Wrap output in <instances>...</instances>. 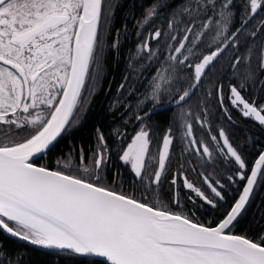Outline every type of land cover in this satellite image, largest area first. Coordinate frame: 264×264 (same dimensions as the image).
I'll use <instances>...</instances> for the list:
<instances>
[{
    "label": "snow or ice",
    "instance_id": "6c2138e0",
    "mask_svg": "<svg viewBox=\"0 0 264 264\" xmlns=\"http://www.w3.org/2000/svg\"><path fill=\"white\" fill-rule=\"evenodd\" d=\"M241 7L237 19L235 0H155L145 6L137 21L140 29L168 18L166 28L149 33L129 59L132 70V61L144 55L148 62L159 65L150 73V93L140 101L153 107L138 114L137 121L156 110L163 94L173 95L172 86L180 79L191 85L176 89L177 98L171 103L185 104L231 50L235 54L230 58L232 76L239 83L229 85L227 99L243 118L264 128V104L243 95L250 84L255 87L258 82L257 92L264 89V79H260L264 73V17L252 23L264 12V0H242ZM113 14L111 4L105 13V0H0V233L52 256L82 258L85 264H264V234L251 239L233 232L257 187L264 186V150L258 149V156L249 162L244 146L234 144L223 127L218 136L210 138L218 154L233 166L234 174L223 182L191 167L189 161L191 170L201 177L202 187L187 179L183 163L169 181L175 189L173 205L182 208L178 183L182 178L184 189L212 210L226 203L228 184L242 183L238 198L224 208L215 226L197 222L190 212L173 211L159 198L175 144L171 128L155 150L143 123L126 147L125 137L118 130L114 133L121 143L119 161L130 166L140 198L112 186L119 183L123 187L118 170L112 185L106 182L113 150L99 128L90 157L86 158L81 147L73 148L67 160L58 158L54 170L33 162L55 148L85 110L102 70L98 56L102 19L107 24ZM117 46L115 41L112 47ZM257 47L259 58L253 68L249 61ZM165 48L170 50L167 54ZM242 49L246 51L240 54ZM242 63L245 67L240 72ZM181 69L186 76H179ZM124 87L122 82L118 93ZM208 88L211 91L206 95L217 99L224 117L232 123L231 112L224 105L223 84L214 87V82L209 83ZM178 119L185 129L183 152L211 160L213 150L195 138L183 110ZM195 123L204 127L207 115L203 119L197 116ZM3 256L8 259L0 264H20L22 259L13 261L0 243Z\"/></svg>",
    "mask_w": 264,
    "mask_h": 264
},
{
    "label": "trees",
    "instance_id": "16d2710c",
    "mask_svg": "<svg viewBox=\"0 0 264 264\" xmlns=\"http://www.w3.org/2000/svg\"><path fill=\"white\" fill-rule=\"evenodd\" d=\"M155 0H105V13L109 11V4L114 7V14L110 16L107 24L102 22L101 26V43L98 49L99 63L101 72L95 83V91L88 95V103L85 110L80 113L79 120L71 128L70 131L63 134L56 144L55 148L40 156L35 163L40 166H47L49 169L57 168V159L67 160L68 153L76 148L83 147L86 158L90 157L96 149V133L99 128L105 135L108 147L111 148L112 155L109 162V168L106 175V182L112 185L113 174L118 170L124 179L123 187L117 183L112 185L117 191H125L127 194L135 193L140 198V191H136L129 167H125L118 158L117 152L121 149V143L114 134L118 130V134L125 137L123 146L135 132L140 128L141 123L147 126L151 133L152 148L156 149L164 132L171 128L175 136V144L172 149L171 162L168 171L164 177L163 184L159 190V198L163 203L168 204L173 211H185L194 215L197 222L204 223L206 226H214L219 219L222 218L221 213L227 205L234 202L237 198L242 183L228 184L225 188L227 195L226 203L221 205L218 210H212L196 199L193 193L187 191L183 187V179L179 183L180 199L182 208H178L171 203L173 199V189L169 185L172 173L178 170L180 163L184 164L187 179L194 183L196 187H202L201 177L197 172H193L191 167L204 171L206 174L211 173L214 177L226 182L228 175H233L235 169L226 160L221 157L217 150L216 144L211 141V135L218 136V130L223 127L228 134L230 140L234 144H240L245 148V154L249 162L254 161L258 155V149L264 148V128L252 119L243 118L240 113L233 109L227 97L229 96V85L237 84L239 80L233 78V69L230 67L231 59L234 53L229 50L215 64L214 69L210 70L205 77L200 88L197 89L185 104L175 106L171 101L177 98L176 89L188 88L191 81L177 80L173 87V95L167 93L160 97L159 104L153 113L147 115L142 122L137 121L136 116L144 115L153 107L148 103L147 107L140 104L150 93V73H154L155 68L159 65L154 62H148L147 56L137 58L132 61L133 68L129 69V59L134 53L138 43L148 37L149 33L154 32L157 27L166 28L167 16L156 19L145 29H140L137 24L144 15L145 6L154 3ZM242 0H235V11L237 19L239 13L243 11ZM162 11V10H161ZM264 17V12L259 13L252 21L253 24L260 18ZM103 20V19H102ZM119 30V32H117ZM142 32L143 35L138 37L137 33ZM163 40V38H162ZM118 41L116 48L112 44ZM152 48L157 49V44L152 42ZM165 54L170 50L164 49ZM246 50L242 49L240 54ZM187 54V53H185ZM259 58V48L254 49L250 65L255 68ZM245 64L239 66L240 72H243ZM95 70V66H93ZM180 77L187 75L185 71L178 70ZM127 77V79H126ZM260 79H264V73L260 74ZM125 84L122 92L118 93L121 83ZM214 82V87L223 84L224 105L228 107L232 116V123L224 117L216 98L208 97L206 93L211 91L208 88L209 83ZM258 82L256 86H248L247 92L243 93L246 99H256L257 104H264V89H260ZM87 94V93H86ZM118 101V104L114 102ZM183 110L187 114L189 123L193 125V134L197 140H203L209 144L213 150V158L209 160L207 157L197 156L194 152L184 153L186 147L181 140V136L185 129L180 126L178 114ZM207 115L208 123L201 127L195 123L197 116L202 119ZM183 154V159L181 158ZM189 161L192 162L191 167ZM193 197L189 200V197ZM234 234L246 235L248 238L256 239L259 235L264 234V186H258L256 194L253 196L248 205L246 213L233 229ZM0 243H3L4 250L11 256L12 260L20 259V264H85L82 258L52 256L41 250L23 243L17 239L0 233ZM7 256L0 257V260H7ZM94 259V258H89ZM97 260V259H96Z\"/></svg>",
    "mask_w": 264,
    "mask_h": 264
},
{
    "label": "water",
    "instance_id": "95a60500",
    "mask_svg": "<svg viewBox=\"0 0 264 264\" xmlns=\"http://www.w3.org/2000/svg\"><path fill=\"white\" fill-rule=\"evenodd\" d=\"M262 150H264V148L262 149ZM40 156H42V155H40ZM39 156V157H40ZM258 156V155H257ZM38 157V158H39ZM38 158H35L34 160H33V162L35 163V161L38 159ZM36 164V163H35ZM37 166H40V165H38V164H36ZM50 170H52V169H50ZM243 186V185H242ZM241 189H242V187H241ZM239 195V194H238ZM237 198H238V196H237ZM215 226V225H214ZM7 235V234H6ZM7 236H9V235H7ZM9 237H11V236H9ZM15 239V238H14ZM18 240V239H17ZM19 241H21V240H19ZM21 242H23V241H21ZM23 243H25V242H23ZM28 245H30V246H32L31 244H28ZM34 247V246H33ZM39 249V248H38ZM41 250H43V249H41ZM94 259H97V260H99L100 258H94Z\"/></svg>",
    "mask_w": 264,
    "mask_h": 264
},
{
    "label": "flooded vegetation",
    "instance_id": "af4514ba",
    "mask_svg": "<svg viewBox=\"0 0 264 264\" xmlns=\"http://www.w3.org/2000/svg\"><path fill=\"white\" fill-rule=\"evenodd\" d=\"M130 140H131V139H130ZM130 140H129V141H130ZM129 141H127V142H129ZM127 142L125 143L124 147H126ZM129 168H130V166H129Z\"/></svg>",
    "mask_w": 264,
    "mask_h": 264
},
{
    "label": "rangeland",
    "instance_id": "374dc122",
    "mask_svg": "<svg viewBox=\"0 0 264 264\" xmlns=\"http://www.w3.org/2000/svg\"><path fill=\"white\" fill-rule=\"evenodd\" d=\"M102 22H103V20H102Z\"/></svg>",
    "mask_w": 264,
    "mask_h": 264
}]
</instances>
